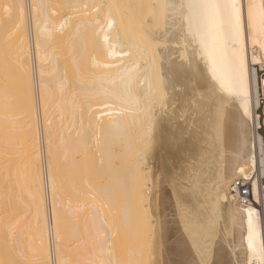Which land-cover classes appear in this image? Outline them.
<instances>
[{"label": "bare ground", "instance_id": "1", "mask_svg": "<svg viewBox=\"0 0 264 264\" xmlns=\"http://www.w3.org/2000/svg\"><path fill=\"white\" fill-rule=\"evenodd\" d=\"M255 66L264 0H0V264H264Z\"/></svg>", "mask_w": 264, "mask_h": 264}, {"label": "rangeland", "instance_id": "2", "mask_svg": "<svg viewBox=\"0 0 264 264\" xmlns=\"http://www.w3.org/2000/svg\"><path fill=\"white\" fill-rule=\"evenodd\" d=\"M254 68L257 70V73H258V81L260 82L261 79H264V70H263V71H260V70H259V66H255ZM259 88H260V86H259ZM258 108H259V109H258ZM258 108H257V110H256V114H257V116L259 117V119H258V122H259V130H258V132H259V134H261V136L263 137V140H264V107H263L262 105H260ZM65 128H66V127L64 126V128H63L64 131H63V132H65ZM61 148H62V150H64V149L67 150V149H68V146H67V144H64V143H63V144L61 145ZM71 148H73V153H72V157H71V158H72V161L69 162L70 154L68 155V151H67V154L64 156V158H63V160H62V162H63V169H62L61 172H62V174H82V172H83V170H82V168H81V166H82V165H81L82 158H81V153H80V149H81V147H78V146H77V147H74V146L71 145ZM94 151H95V150H94ZM92 153H93V152H92ZM92 153H91V154H92ZM263 153H264V148H263ZM89 154H90V153H89ZM88 156H91V155H88ZM263 157H264V155H263ZM87 167H88V166H87ZM89 167H90V166H89ZM89 167H88V168H89ZM88 168H87V171H88ZM90 168H91V167H90ZM91 170H92V169H91ZM95 171H96V170H95ZM95 171H94V172H95ZM84 172H86V171H84ZM92 172H93V170H92ZM92 174H96V173H92ZM97 174H98V173H97ZM102 178H103V177H102ZM102 178H99L100 180H97L98 178L95 179V180H96V182L98 181L99 183H102V182H104V178H103V179H102ZM102 180H103V181H102ZM77 181H78V180H77ZM101 181H102V182H101ZM98 182H97V183H98ZM66 183H67V182H66ZM74 185H76V184H74ZM262 185H263V187H264V178H263V180H262ZM66 187L68 188V186H66ZM69 187H70V186H69ZM70 189H71V188H70ZM66 191H68V192H65V194H64L65 197H64V199H63V203H64V205L67 203L69 206H70V205L72 206L74 203H76L75 200H74L75 197H73V195L71 194V192H73V190L70 191V190L67 189ZM262 193H263V198H264V189H262ZM263 202H264V201H263ZM74 205H75V204H74ZM74 205H73V206H74ZM71 221H72V222H71ZM70 222H71V226H72V227H74V223H75V227H76V228L74 227L73 230H72L73 232L70 233L71 236H73L72 233H73L74 235H76V232H77V231H75V230H78V233H79V232H80V233H83V232L80 230L81 227H83V226H82V223H81L80 221H76L75 217H71V218H70ZM76 223H81L80 228H79V224H76ZM108 223H109V222H108ZM77 226H78L79 229L77 228ZM109 227H110V226H109ZM109 227H108V228H109ZM69 229H71V228H69ZM74 231H75V233H74ZM109 231H110V228H109ZM78 233H77V237H75V238H73L74 236H73V237H70V236H69L68 238H65L66 241H64V240H65L64 237H66V235L63 236L62 243H63V241H64V243L66 242V243H65V246H64V245H63V246H64L65 248L68 246L67 249H69V250H70V247H71V250H72V248H73V247H74V248L77 247V246L80 244V242L84 244L83 240H86L85 237H84V234H82L83 236L81 235V237H84L82 240H81V238L79 237V239L81 240V241H80V240L78 239ZM80 233H79V234H80ZM64 234H66V233H64ZM109 237H110V236H109ZM95 239H96V238L94 237V240H95ZM109 239H110V238H109ZM78 240H79L80 242H79ZM89 240H90V238H89ZM96 240H97V239H96ZM75 241H76V242H75ZM92 241H93V239H92ZM86 242L89 244L88 241H86ZM97 242H98V241H97ZM64 243H63V244H64ZM75 243H79V244H77V245L75 246ZM93 243H94V242H93ZM66 244H67V245H66ZM88 244H86V246H87ZM94 244H95V243H94ZM84 246H85V245H84ZM89 246H90V244L87 246V248H88ZM94 247H95V245H94ZM74 248H73V249H74ZM87 248H86V249H87ZM89 249H90V248H89ZM71 250H70V251H71ZM73 251H75V249H74ZM76 251H77V250H76ZM76 251H75V252H76ZM85 251H86V250H85ZM85 251H84V252H85ZM90 251H91V249H90ZM90 251H88V252H90ZM88 252H87V255L89 254ZM92 252H93V251H92ZM95 252H96V251H95ZM77 253H78V254H77ZM79 253H80V252H78V251L76 252V254L80 257L81 254L79 255ZM76 254H75L74 252H73V254H71V252H70V253L68 252L69 257H71L70 260H71L72 258L75 259V260H76V259L79 260V258H78V256H77ZM84 254H85V253H84ZM91 254H92V253L89 254V256L91 257V261H92V259H95V260H96L95 257L98 256V254H97V253H93V254L95 255V257H94L93 254H92L93 256H91ZM96 254H97V255H96ZM71 255H72V256H71ZM87 255H85V256L87 257ZM83 256H84V255H83ZM85 256H84V257H85ZM109 256H110V254H109ZM67 257H68V256H66V258H67ZM69 257L67 258V260L69 259ZM74 257H77V258H74ZM84 257H82V258H84ZM86 257H85L84 259H82V258H81V259H82L83 261H85V260H86ZM90 257H89V259H90ZM73 259H72L71 261H73ZM81 259H80V260H81ZM87 259H88V258H87ZM75 260H74V261H75ZM95 260H94V261H95ZM109 260H110V259H109ZM74 261H73V264H77V263H75V262H77V261H75V262H74ZM79 262H80V261H79ZM81 262H82V261H81ZM96 262H97V261L93 262V264H94V263L96 264ZM109 262H110V261H109ZM82 263L84 264V262H82ZM85 263H88V264H89V262H85ZM69 264H70V263H69ZM71 264H72V263H71ZM78 264H80V263H78ZM90 264H91V262H90Z\"/></svg>", "mask_w": 264, "mask_h": 264}, {"label": "built area", "instance_id": "3", "mask_svg": "<svg viewBox=\"0 0 264 264\" xmlns=\"http://www.w3.org/2000/svg\"><path fill=\"white\" fill-rule=\"evenodd\" d=\"M259 92V105L264 107V83L260 84ZM232 194L235 196L238 203L242 206H250L251 202V193H250V184L248 180H236L232 187Z\"/></svg>", "mask_w": 264, "mask_h": 264}]
</instances>
